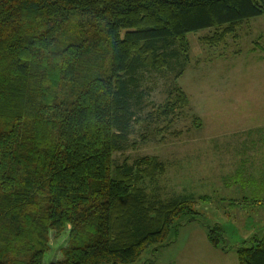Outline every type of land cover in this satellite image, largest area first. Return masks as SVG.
Here are the masks:
<instances>
[{"label": "trees", "instance_id": "16d2710c", "mask_svg": "<svg viewBox=\"0 0 264 264\" xmlns=\"http://www.w3.org/2000/svg\"><path fill=\"white\" fill-rule=\"evenodd\" d=\"M259 16L264 0H0V264H129L195 220L194 197L162 198L157 157L115 154L134 146L145 74L167 80L146 116L164 131L189 105L188 35L217 44ZM207 229L228 251L223 225ZM52 232L68 242L45 263ZM236 246L264 264V230Z\"/></svg>", "mask_w": 264, "mask_h": 264}, {"label": "rangeland", "instance_id": "374dc122", "mask_svg": "<svg viewBox=\"0 0 264 264\" xmlns=\"http://www.w3.org/2000/svg\"><path fill=\"white\" fill-rule=\"evenodd\" d=\"M210 31L188 35L191 58L176 80L188 107L179 109L168 129L150 133L146 116L153 104L164 101L168 84L159 73L148 72L143 83L148 105L134 125V146L115 154L118 162L157 157L162 198L192 196L198 211L195 220L184 218L162 245L149 247L129 264H239L237 243L264 230V186L258 189L249 181L264 182V16L248 20L217 44L204 38ZM205 196L209 199L202 200ZM215 225H223L228 251L209 241L207 226ZM67 242L66 232H52L44 262L62 259Z\"/></svg>", "mask_w": 264, "mask_h": 264}]
</instances>
